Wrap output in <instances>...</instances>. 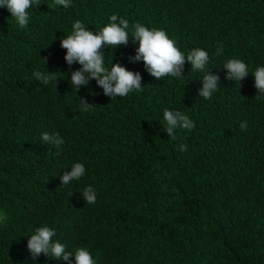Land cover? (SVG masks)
Returning <instances> with one entry per match:
<instances>
[{
	"label": "trees",
	"instance_id": "obj_1",
	"mask_svg": "<svg viewBox=\"0 0 264 264\" xmlns=\"http://www.w3.org/2000/svg\"><path fill=\"white\" fill-rule=\"evenodd\" d=\"M53 3L34 2L24 28L0 7V264H75L32 259L27 243L43 226L96 264H264V97L252 76L264 66V0ZM112 15L129 21L130 40L105 45L104 65L139 73L142 87L114 99L95 80L71 88L82 66L61 47L76 20L98 32ZM136 23L164 30L185 55L208 52L204 72L185 60L180 78L153 77L135 60ZM232 58L248 66L241 84L223 67ZM35 71L57 79L45 85ZM205 73L219 77L210 99L199 95ZM81 98L94 106L82 111ZM165 109L195 127L171 140ZM43 133L64 142L44 144ZM75 163L84 176L63 185ZM89 186L94 204L82 197Z\"/></svg>",
	"mask_w": 264,
	"mask_h": 264
},
{
	"label": "clouds",
	"instance_id": "obj_2",
	"mask_svg": "<svg viewBox=\"0 0 264 264\" xmlns=\"http://www.w3.org/2000/svg\"><path fill=\"white\" fill-rule=\"evenodd\" d=\"M38 0H0V7H6L20 28L27 26L29 21L28 9ZM59 6L68 8L70 0H54V3L48 5L53 10ZM130 28L129 21L124 18H118L117 15L110 17V22L100 29L98 32L90 31L84 24L76 20L72 24V30L69 35L61 38V47L67 49L65 59L68 64L78 62L82 67L80 70L72 72L70 87L80 90L81 86L87 87L89 82L95 80L97 84L103 88L104 94L111 99L116 97H126L134 90H141V76L139 73L127 70L119 64H113L110 69L104 65L105 54L101 49L107 45L112 49L114 46L127 45L129 42ZM132 40L139 42V48L135 60H143L147 71L156 78L171 76L180 78L185 60L192 64V71L197 70L204 72L209 62V54L201 48L192 49L187 55L179 50L174 40L170 39L167 33L162 29L152 28L151 30L140 23L131 26ZM223 51L221 45L215 55L218 57ZM45 64L48 60L42 59ZM228 70V79L235 82L241 81L249 75L248 66L240 59H228L223 65ZM67 74V73H66ZM35 79L48 85L57 79L55 72L35 71L33 73ZM255 78V87L258 89L259 99L264 97V66H257L253 72ZM219 77L212 76L207 73L203 76V88L199 95L205 99H210L213 92L217 90V81ZM94 105L87 104L81 98L80 108L82 111L90 110ZM163 118L167 132L171 140L175 141L177 129H192L195 127L193 121L180 111H172L165 109ZM247 128V122L241 124V130ZM41 140L44 144L55 145L59 148L63 144V140L59 134L43 133ZM181 152L187 151V145L179 146ZM85 166L82 163H75L71 167V172L62 177L63 185H67L73 180H80L85 174ZM82 197L86 204H94L97 199V193L89 186L83 190ZM55 231L48 226L36 229L35 234L30 237L27 243L32 259H36L41 254L53 257L55 260L69 261L75 258V264H96L87 248L79 247L75 252H67L65 245L58 241H54Z\"/></svg>",
	"mask_w": 264,
	"mask_h": 264
}]
</instances>
